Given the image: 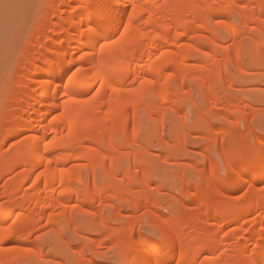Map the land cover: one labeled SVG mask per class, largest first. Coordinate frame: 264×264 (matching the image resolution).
Instances as JSON below:
<instances>
[{
    "label": "bare ground",
    "instance_id": "obj_1",
    "mask_svg": "<svg viewBox=\"0 0 264 264\" xmlns=\"http://www.w3.org/2000/svg\"><path fill=\"white\" fill-rule=\"evenodd\" d=\"M243 1L242 9L256 5L247 25L250 34H260L258 49L263 51L264 0ZM238 2L239 0H49L47 21L58 18V22L44 23L32 35L28 43L31 47L20 56L13 74L12 103L16 108L4 113L2 117L0 114V120L9 123H6L7 127L0 126V235L4 237L0 241V264H21L29 258L27 253H17L5 248L10 238H29L32 227L44 219L50 224L58 222L59 217L72 209L71 202H95L91 198L98 195V191L94 190L99 186L95 177L88 197L80 196L77 189L84 187L85 173L88 177L87 174L95 175L100 170L103 159L106 162L103 164L102 181L112 182L118 169L127 165L123 164L128 159V155L123 154V149L132 146V149H127L133 151L134 146H137L133 144L137 143L136 138L142 133L138 121L142 117L138 119L134 112L135 117L130 120L128 111H136L138 104L148 95H153L161 103L170 102L176 108L179 101L174 99L175 91L178 92L173 89L174 80L178 78L180 90L184 91L188 74L195 73L184 70L191 50L203 48L202 55L208 56L214 52L221 36H217L212 25L217 19L233 13ZM133 5L143 12H138L129 25L128 17ZM56 6H60L59 11ZM238 14L243 19L246 16L244 12ZM99 24H103L105 37L115 40L123 36L124 39L101 53L99 38L95 35ZM226 25L223 23L224 27ZM231 25L228 26V33L238 35L241 31L239 26ZM125 27L128 28L127 33L124 32ZM204 33L210 35L205 36ZM188 38L193 40V44L184 42ZM221 48L225 60L237 54V63L241 62L243 56L241 53L238 55L241 49ZM33 50L35 54L32 53ZM170 67H173L174 70L170 69L173 73L169 71ZM195 74L197 78L200 72L198 74L196 70ZM204 74L208 75L205 71ZM207 80L203 86L204 95L210 93L211 99H214L216 92L213 93V83L209 84L211 81ZM101 84L104 85L102 89ZM130 90H139V93L129 95ZM214 104L217 103L214 101ZM241 104L237 105L241 107ZM236 109L243 111L242 108ZM139 115L141 114L138 117ZM131 121L133 136L125 139L127 126ZM238 121L235 117L230 123ZM5 123L3 126H6ZM16 139L19 140L14 143ZM236 139L229 141V146L222 154L226 170L232 177L238 166L237 158L243 155L242 150L237 148L242 144L239 145ZM9 141L13 143L8 145ZM261 147H264L263 135L257 139L255 152L258 153ZM233 148L237 150L233 151ZM144 163L135 156L132 168L124 169L123 177L117 179L115 188L120 189L132 173L140 172ZM17 170L18 174L12 177ZM42 172H47L48 175L36 180V176ZM236 176V179L224 185L216 177L215 171H211V177H214L211 193L221 195L228 190L221 202L222 210L213 213L211 217L214 221L223 219L222 226L215 227L210 233L200 234H196L195 229L181 234L180 229L172 226L161 230L158 241L133 232L114 247L119 249V257L132 264L139 261L165 264L174 259L193 260L195 264H239L240 258L244 256V261L240 260L241 264H264V188L260 186L264 182V169H245ZM249 181L251 186L248 194L243 198H236L234 191L246 186ZM176 202L178 206L174 217L179 220L183 216L182 207L185 204ZM139 203L140 199L133 202L132 208H136ZM50 211L56 213L50 214ZM256 213H261V216L248 221L247 218ZM151 220L156 222L157 215ZM245 223L247 225L242 231L235 229L229 233L224 230L225 227ZM210 225L208 221H204L199 227ZM236 230L245 234L243 243L239 241L241 237L236 236ZM164 234H170V237H164ZM186 235L187 244L183 251L174 254L176 245ZM236 237L239 238L238 241ZM233 238L237 242L232 247ZM199 249L202 252L194 258ZM229 251L230 255L222 261Z\"/></svg>",
    "mask_w": 264,
    "mask_h": 264
},
{
    "label": "rangeland",
    "instance_id": "obj_2",
    "mask_svg": "<svg viewBox=\"0 0 264 264\" xmlns=\"http://www.w3.org/2000/svg\"><path fill=\"white\" fill-rule=\"evenodd\" d=\"M48 4L49 0H0L1 117L4 113L14 111L16 108V105L12 103L14 96L13 74L20 56L31 47L28 43L32 39V35L44 23L58 22V18H52L50 22L47 21ZM243 5L244 1L239 0L237 7L234 8L236 12L225 15L217 19L213 25L211 24L216 29L217 36H221V39L219 38L221 41L218 46L214 47L215 50L210 56L202 55L203 48L191 50L184 70L195 73L197 70L198 74L200 72L198 76L200 78L197 80L198 77L195 78L197 76L195 73H192L193 76L188 74V80L184 86L186 87L184 88L185 92L180 90L178 78L174 80L173 89L178 90V92L175 91L174 99L181 102H177L176 108H173L170 102L161 103V101H156L153 95H148L141 100L142 105L138 104L139 107L136 111H128L130 120L133 119L134 112L138 119L140 116L142 117L138 120L142 127V133L137 136V143L133 144L137 146H134L133 151L127 149L132 146L125 148L126 150L123 149L125 152L123 154L128 155V159L124 161L126 163H122L127 165L118 169L112 182L107 180V182L105 180L103 182L101 179L103 177L102 170L103 164L106 162L103 159L97 174H87L88 177H86L85 173L86 183L84 187L80 186L77 189L80 196L88 197L89 192L92 191L90 187L93 185L95 177L99 185L94 189L98 191V199L91 197L95 200L93 204L71 202L72 209H68L70 211L65 214L66 216L59 217L58 222L50 224L46 219L42 220L40 224L31 228L29 238H10L7 241L6 249L25 253L23 249L31 248L32 252L28 254L29 258L26 260L30 261V264H122L123 261L119 257L120 251L114 247L127 239L133 232L134 234L141 233V235L158 241L161 237V230L172 226L180 229L181 234L187 233L189 229H195V233L200 234V232L210 233L215 227L223 225V219L218 218L217 221H214L211 217L213 213L222 210L221 202L228 190H225L227 192L223 191L221 195L211 193L214 178L211 177V171H215L216 177L224 185L233 181L237 178V167L233 177L230 176L225 167L223 151L227 149L232 139L237 138L239 145L242 144L237 148L241 149L243 154L253 152L257 147V139L264 136V50L258 49L260 34L252 35L248 31V18L255 11L256 5L242 9ZM58 7L60 8V6H56V9L59 11ZM239 12H244L246 15L244 19L237 16ZM223 23L227 24V28L223 26ZM229 24L239 26L241 31L238 35L232 36L228 33ZM206 35L210 34L206 33ZM189 39L184 42L193 44V40ZM234 45L241 49L238 55L241 53L240 55L243 56L239 66L237 54H233L232 58H227V63L221 53L222 46L226 50H234L233 48H236ZM32 53L35 54V51L33 50ZM227 67L228 69H226ZM172 68L170 67L169 71ZM223 68L225 69L223 70ZM203 70L208 75L204 74ZM191 78L192 81H190ZM207 79L211 81L209 84L213 83L212 88L215 89L213 93H216L215 96L212 93L211 95L215 100L211 99L210 93L204 95L205 87L203 88V86ZM180 92L182 93L180 94ZM214 101L217 104H214ZM240 102L242 103L241 107L237 105ZM237 107L242 108L244 112L241 109L239 112ZM138 114L141 115L138 117ZM235 117L239 121L230 123ZM4 123L0 120V126L7 127V124L9 125L6 122V126H3ZM131 123L132 121L127 126L125 139L133 136V124ZM18 140L13 142L16 143ZM13 142L9 141L8 145ZM232 150L237 149L233 148ZM132 152L145 162V165L140 167V172L132 173V176L124 181L120 189H117L115 188L116 181L122 179L124 169L132 168L135 158ZM142 153H144L143 156ZM17 174L18 170L12 177ZM250 186L249 181L246 186L234 191V196L239 199L245 197ZM260 186L264 188V182ZM147 196L148 198H146ZM188 197L193 198L189 199ZM138 199H140V203L136 208H132V203ZM176 201L185 204L182 207L183 216L179 220L174 217L176 206H178ZM16 213L18 214L19 211ZM49 213L56 212L51 213L50 211ZM155 214L157 221L153 222L151 219ZM260 214H253L247 219L248 221L254 220ZM204 221H208L211 225L200 228L199 226ZM246 225L245 223L228 226L224 230L229 233L235 229L242 231ZM239 230H236L238 231L236 236L241 238L236 237V240L238 238L243 243L242 239L246 237ZM164 237L168 238L170 234H164ZM187 238L188 235L184 236L176 245L174 254L183 251L187 244ZM233 239L232 247L238 241ZM201 252L202 249L197 250L194 258ZM228 255H230V251L225 253L222 261ZM240 260L243 262L244 256ZM240 260L239 264H241ZM165 264L195 263L188 259H174L165 262Z\"/></svg>",
    "mask_w": 264,
    "mask_h": 264
},
{
    "label": "snow or ice",
    "instance_id": "obj_3",
    "mask_svg": "<svg viewBox=\"0 0 264 264\" xmlns=\"http://www.w3.org/2000/svg\"><path fill=\"white\" fill-rule=\"evenodd\" d=\"M147 2V0H146ZM138 12H143L142 9L138 8L136 5H133L131 7V15L128 17V22L129 25L132 23L133 17H135L137 15ZM128 28L125 27L124 28V32L127 33ZM95 35L99 38L98 39V43L100 45V52L102 53L105 49L108 48H112L114 47L116 44H119L124 37L123 36H119L118 39H111V38H107L104 36V30H103V24H99L97 25V32L95 33ZM143 35V34H141ZM81 59H83V57H81ZM104 87L103 84L100 85V88L102 89ZM114 91H117L118 89H113ZM139 90H136L135 92L133 91H129V95H134V94H138ZM97 95H99V92H97ZM92 99H95V97H93ZM79 103H82V101H78ZM237 171L238 172H242L245 169H254L256 167H259L261 169H264V147H261L257 152L253 151V152H249L243 155H240L237 158ZM48 173L47 172H42L40 175L36 176V180H40L41 176H47ZM4 239L3 235H0V241H2ZM23 251L27 254H31L32 249L28 248V249H23ZM24 264H30L29 261H25ZM122 264H132L131 261L125 260L122 262ZM136 264H155V262L153 261H139L136 262Z\"/></svg>",
    "mask_w": 264,
    "mask_h": 264
}]
</instances>
